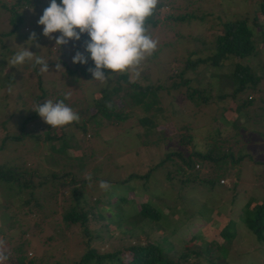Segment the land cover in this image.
I'll return each mask as SVG.
<instances>
[{
	"label": "rangeland",
	"instance_id": "374dc122",
	"mask_svg": "<svg viewBox=\"0 0 264 264\" xmlns=\"http://www.w3.org/2000/svg\"><path fill=\"white\" fill-rule=\"evenodd\" d=\"M32 1V5H26L32 6L31 10L25 7L22 8L25 15L18 13L12 40L2 36L0 44L14 53L28 40L30 33L35 32L37 39L29 50L49 55L52 60L48 61V72L40 73L30 63L17 69L7 64L12 53L4 57L0 49V164L16 165L20 158L23 159L28 169L37 173L33 183L38 174L55 173L56 194L51 197L50 190L47 193L37 186L31 189V195L29 189H24L12 197L5 188L6 183L0 180V241L3 248L6 244L13 247L18 241L23 242L27 257L41 256L43 264L50 256L47 264L57 261L69 264L89 248L96 249L98 254L121 250L118 257L127 261L131 257L127 247L144 246L164 236L172 244L173 252L193 250L188 258L190 263L264 264V241H257L246 227V219L244 223L241 221L244 209L251 218L254 205L260 204L264 208V77L253 88L247 84L244 90L233 94L235 83L231 76V64L237 62L246 63L255 76L261 77L264 39L260 36L264 37V31H257L248 24L254 49L247 60L233 58L217 67L197 62L212 52V42L221 22L249 19L257 0H160L152 17L156 22L154 26L149 24L158 46L141 66L139 77L114 74L103 87L91 80L93 77L87 68L77 70V64L72 63L75 52L84 51L81 45L87 39L86 34L80 41L61 46L58 59L62 68L56 69L55 49H41L53 47L54 40L43 36V26L37 25L49 0ZM15 2L0 0V33L8 28V8ZM258 19L264 29V19ZM58 35V32L53 33V36ZM36 43L41 48H37ZM183 80L188 81L182 84ZM171 83L177 86L170 88ZM158 85L163 89H156ZM144 87L155 89L154 95L146 92L143 101L136 105L131 96ZM193 89L196 92L191 99L188 93ZM43 90L45 98L37 100ZM45 99H64L80 114V121L58 130H48L49 135L56 132L53 140L25 134L19 139L2 141L3 134H12L15 123L31 112L35 102L42 104ZM103 100H109L113 112L120 113L119 120L98 119L97 124L95 118L90 119L95 113L93 103ZM83 123L85 131L81 128ZM182 136L189 137L190 144H182ZM61 143L63 145L57 150ZM190 151L209 152L215 161L197 158L198 166L193 167L197 172L192 171L182 161ZM171 152L178 154H169ZM166 155L169 156L165 159ZM231 158L238 162L233 164ZM161 160L163 162L156 165ZM68 170L76 176L75 181L88 173L95 177L92 186L89 188L88 185L82 191L81 206L98 198L107 204L108 199L109 209L113 212L122 209L128 211L127 215L133 213L131 215L138 220L137 226L122 224L121 229L130 227L131 230L119 232L113 225V235L103 232L104 236L86 244L80 226L66 225L62 218L72 201L70 188L76 186H68L70 176H61V173H69ZM146 171L149 173L145 180L133 178L120 190L116 189L115 182L128 173ZM193 175L198 178L212 175L224 182L213 188L198 180L191 187L180 186L185 176ZM101 180L111 185L107 194L99 187ZM127 190L124 197L133 198L134 203H113L116 194ZM26 200H30L28 205L24 203ZM144 200L154 206L160 219L152 222L136 215L138 205ZM33 202L34 206H31ZM200 204L213 207L212 213L204 218L200 211L196 214ZM100 205L97 204L98 208ZM29 206L33 210L29 211ZM105 211H101L105 220L116 218ZM228 218L231 222L227 224ZM224 225L227 229L232 227L234 235L228 245L230 251L227 249L223 256L220 246L226 245V240L219 232ZM172 227L174 231H170ZM65 247L68 251L63 255ZM5 250L14 253L12 249ZM47 254L50 256L46 258ZM208 258H213V262Z\"/></svg>",
	"mask_w": 264,
	"mask_h": 264
},
{
	"label": "trees",
	"instance_id": "16d2710c",
	"mask_svg": "<svg viewBox=\"0 0 264 264\" xmlns=\"http://www.w3.org/2000/svg\"><path fill=\"white\" fill-rule=\"evenodd\" d=\"M32 0H16V2L11 5L9 9V25L7 30L0 33V37L5 36L8 37L9 40H12L13 33L16 29V23L19 20L18 13H22L25 15V10L22 8L27 7L26 5H32ZM256 9L252 16L249 17V19H235L230 21H223L220 24L219 31L215 35V38L213 40V50L210 53L209 56L205 57L202 60H198L197 62H205L208 65L217 67L224 65L226 61L229 59H235V60H247L250 55L253 54L254 49V43L252 39V30L250 25L254 27V29L263 30V24L259 21V17H262L264 19V0H257L256 3ZM5 7L4 4H2V7ZM19 7V8H17ZM19 9L20 11H18ZM182 19V18H180ZM155 20L153 18H150L148 21V24L151 26H154ZM250 24V25H248ZM261 39H264L263 36H260ZM0 49L2 51V54L4 57H6L8 54H11L12 52L8 47H5L4 45L0 44ZM4 49V50H3ZM13 54V53H12ZM87 55V54H86ZM228 64V63H227ZM233 67L231 76L234 78L235 86L233 88L232 93L235 94L237 92H241L245 89V87L248 85L249 88H253L257 81L264 77V71L261 74V77L255 76L250 70V68L247 66L246 63L239 64L234 63L231 64ZM94 67L93 62H88L87 64L81 65L77 63V70L82 68H89ZM67 70H71L70 68H66ZM72 71V70H71ZM74 72V71H73ZM72 72V73H73ZM181 72H179L180 74ZM178 74V75H179ZM188 80H183L182 84H186ZM40 82L38 81V85ZM177 86L176 83H171L169 85L170 88H175ZM163 89L162 85H158L156 89ZM45 90L41 91V93L38 95L37 100L40 98H45L44 92ZM151 92V95H154L153 88L150 87H144V88H138L137 91H135L131 96V101L135 103L136 105L141 103L143 99L146 96V92ZM196 91L191 90L190 93H188L189 98L192 99V94H194ZM103 98H107L106 95H102ZM46 100V99H45ZM108 101H95L93 105L95 106L94 111L95 113L90 116V119L95 118V121L98 119H104L109 120L110 118H113L114 120H119L121 117L119 116V112H113V106ZM107 103V104H106ZM94 120V119H93ZM4 121L1 122L3 124ZM30 123V124H29ZM75 123V122H74ZM73 123V124H74ZM81 128L85 131L84 123L82 124ZM50 125L46 127V124L43 123L40 120V117H38L37 113L31 110V112L28 113V115L23 116L22 119H18V121L15 123V126L13 127V133L10 135L3 134L2 141L7 138H14L19 139L21 136L23 137L25 134L33 136V137H42L45 140H53V138H56V132L53 135H49L47 132L48 130H52ZM62 127L55 128L56 130L60 129ZM54 130V129H53ZM61 134V131H59ZM59 134V135H60ZM181 143L187 145V143L190 141L189 137L188 139L181 137ZM2 143H0L1 148ZM63 145L62 143L57 146V150L60 148V146ZM61 150V149H60ZM177 152H171L169 154H173ZM178 154V153H177ZM169 155L165 156V159L168 158ZM206 158L210 159L212 161H215L214 158L210 156L209 152L206 153H199L197 151H190L187 153L185 157H182V161L185 164L186 167L190 168L192 171L197 172L193 169V167L198 166L196 159L197 158ZM232 163L236 164L238 162L237 159L231 158ZM163 162V160L159 161ZM154 166V165H153ZM154 170V169H153ZM152 170V171H153ZM68 172H64V174L61 173V176H70V179L68 180V186L69 185H76L72 186L70 188L72 201L68 204L65 211L62 214L63 221H66V225H74V226H80L81 234L83 236L82 240L86 237V244L88 241L94 239V238H101L102 233L105 232L107 235L111 236L113 235V228L111 227L113 225H116V227L119 228V232H130L131 229H129L131 226L134 228L138 224V220H135V217H133L131 214L127 215L128 211H124L120 209L118 212H113L111 209H109L108 199L106 200L107 204L102 203L103 201L98 198L94 200L93 202L89 200L88 202H85L83 206L80 205V200L82 199L83 192L85 191L86 186L89 188L92 186V182L95 180V177L92 178L91 182L87 181L85 178H82L78 181H75L76 176L68 170ZM148 171L146 172H132L128 173L123 179L115 182V187L118 190L121 186H124V184L128 183L131 179L136 178L138 181L145 180L148 176ZM37 175L35 170L28 169V164H26L23 159L20 158V163L13 165L10 164H0V180H3L5 184V188L7 189L10 196H16L18 195L21 190L29 189L28 193L31 195V189L34 187H43L45 191L48 193L50 190V196L55 197L56 194V185L53 183V179L56 178V174L51 172L48 176H38L35 178L36 183H33V179ZM237 176V175H235ZM186 178L183 179L180 185L184 188L186 186L191 187L192 183L195 181H200L202 184L208 185L210 188H213L215 186H222L223 183L220 182L222 180L220 177H214L212 175L210 176H203L198 178L196 175L185 176ZM220 183H219V182ZM112 184V183H111ZM225 184V183H224ZM236 186V182L234 183ZM120 190V189H119ZM104 191V190H103ZM129 190L123 192L122 194H116L114 197V202L125 204L126 202H132L134 203L133 198H125L124 193L128 192ZM106 194L107 192L104 191ZM110 196V195H109ZM151 197H149L150 199ZM30 200H26L24 203L28 205ZM232 202V200H231ZM34 203H32L31 206H34ZM97 204H101L98 208ZM104 205V206H103ZM29 206V211L33 210L32 207ZM139 208L136 211V215L139 217H143L147 219L148 221L154 222L157 219H160L158 216V211L154 208V206L151 205L148 201H142L140 205H138ZM208 206H205L203 204H200L196 210V214H198V211L201 212L203 218L208 213H212L213 207L207 208ZM199 209V210H198ZM107 210L110 215H115V219H108L105 220V217L103 216V213L101 211ZM233 210V209H232ZM254 210V212H253ZM235 211V210H233ZM106 212V211H105ZM123 212V213H122ZM248 212L246 209H244L242 213L241 221L244 223V220L246 219L248 222L246 223V227L255 235L257 238V241H264V208L258 204L254 205L252 207L253 216L251 218L247 217ZM126 214V216H123ZM199 215V214H198ZM164 217L162 220L165 222ZM231 220H227V224L230 223ZM125 224L126 226H130L127 229H121L120 225ZM143 224V223H142ZM141 224V225H142ZM91 226L89 228L88 226ZM227 226H223L219 232L222 239L226 240V245H222L220 247H223V252H220L225 255V252L230 251V248H228V245L230 244V240L232 239L234 233L232 231V227L230 229L226 228ZM229 227V226H228ZM104 230V231H103ZM175 228L172 227L170 231H174ZM58 232V230H57ZM118 232V233H119ZM94 235V236H92ZM50 237H47L49 239ZM234 241V239H233ZM23 246L25 244L23 242L18 241L17 245L8 246L6 244L5 249H12L14 253L9 252L8 250H5L7 252V255L9 256V259L4 262H9L8 264H43L41 256H36L34 254L33 257H27L25 254L26 251H24ZM128 251L131 252V257L127 261H123L122 258H119V254L121 253V250H114V251H107L104 253L98 254L97 250L94 248H89L85 250L77 260H73L69 264H103L102 262L106 264H196V263H190L188 261V258L191 254H193V250H181L179 252H173V246L169 242H167L166 237L162 236L159 239L153 241L152 243H148L144 246L141 244L139 245H133L127 247ZM67 248L65 247V251H63V255L66 253ZM195 253V252H194ZM50 254V253H49ZM47 254L46 258L50 255ZM198 254V253H195ZM49 255V256H48ZM53 256V255H52ZM59 256H61V253H59ZM45 258V259H46ZM49 258H47L44 261V264H47L49 261ZM209 262H213V258L207 259ZM56 264H59V261L56 262ZM217 264V263H214Z\"/></svg>",
	"mask_w": 264,
	"mask_h": 264
},
{
	"label": "clouds",
	"instance_id": "9594fccd",
	"mask_svg": "<svg viewBox=\"0 0 264 264\" xmlns=\"http://www.w3.org/2000/svg\"><path fill=\"white\" fill-rule=\"evenodd\" d=\"M160 0H49V5L37 20L42 25V35L54 40L51 48L55 49L56 69L62 68L58 52L70 41H80L82 35L87 39L81 45L83 52L76 51L72 57L73 64H87L91 60L94 67H89L94 81L101 87L108 84L114 74H131L139 77L143 63L152 56L158 41L149 30L148 21L157 11ZM32 7V6H31ZM31 7H27L31 10ZM59 33L53 36V33ZM36 33L32 32L28 40L7 60L9 67L23 66L30 63L40 73L48 72L49 55H40L29 50L36 42ZM17 45V44H16ZM87 54V55H86ZM52 60V59H51ZM110 70L109 72L103 71ZM8 91L12 88L9 86ZM66 98V94H65ZM32 111L51 128L64 127L79 122L80 114L65 103L64 99L45 100L42 104L35 102ZM91 182L92 174L84 177ZM99 187L108 191L111 185L107 181H99ZM9 259L0 241V264Z\"/></svg>",
	"mask_w": 264,
	"mask_h": 264
},
{
	"label": "built area",
	"instance_id": "2783aa9c",
	"mask_svg": "<svg viewBox=\"0 0 264 264\" xmlns=\"http://www.w3.org/2000/svg\"><path fill=\"white\" fill-rule=\"evenodd\" d=\"M220 182H221V183H223V182H224V180H220Z\"/></svg>",
	"mask_w": 264,
	"mask_h": 264
}]
</instances>
